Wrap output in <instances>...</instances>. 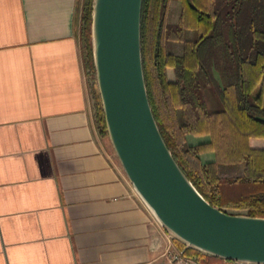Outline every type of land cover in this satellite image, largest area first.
<instances>
[{
	"label": "crops",
	"instance_id": "1",
	"mask_svg": "<svg viewBox=\"0 0 264 264\" xmlns=\"http://www.w3.org/2000/svg\"><path fill=\"white\" fill-rule=\"evenodd\" d=\"M79 9L80 0H0V264H201L102 138Z\"/></svg>",
	"mask_w": 264,
	"mask_h": 264
},
{
	"label": "trees",
	"instance_id": "2",
	"mask_svg": "<svg viewBox=\"0 0 264 264\" xmlns=\"http://www.w3.org/2000/svg\"><path fill=\"white\" fill-rule=\"evenodd\" d=\"M87 0L81 36L95 72L92 13ZM143 0L141 45L149 100L162 136L198 191L212 204L264 217V0ZM173 67L176 79L166 70ZM210 91L218 102L208 105ZM100 133L111 152L105 117ZM188 134L209 135L196 145ZM215 159L202 162L200 154ZM201 264H247L186 247Z\"/></svg>",
	"mask_w": 264,
	"mask_h": 264
},
{
	"label": "water",
	"instance_id": "3",
	"mask_svg": "<svg viewBox=\"0 0 264 264\" xmlns=\"http://www.w3.org/2000/svg\"><path fill=\"white\" fill-rule=\"evenodd\" d=\"M142 5L143 0L93 1L94 63L114 152L160 223L188 246L231 261L264 264V217L212 205L162 136L145 81Z\"/></svg>",
	"mask_w": 264,
	"mask_h": 264
},
{
	"label": "rangeland",
	"instance_id": "4",
	"mask_svg": "<svg viewBox=\"0 0 264 264\" xmlns=\"http://www.w3.org/2000/svg\"><path fill=\"white\" fill-rule=\"evenodd\" d=\"M87 0H80V9H79V15H80V28H79V38H80V43H81V49H82V57H83V62H84V67L86 71V77L88 81V86L91 90V92L94 93V103L96 105V111L97 115L100 119H104V111H103V105H102V100L99 92V87L97 83V76H96V70L95 72L89 71L86 67L85 64V58H84V49H83V39L81 36V27H82V16H83V10L85 7ZM180 10V4L176 0H172L169 5L168 9V15H167V21L169 22H174L177 20L178 14ZM210 95V94H209ZM102 124V122H100ZM225 210L230 213H236V214H246L247 211L245 209H239V208H232V207H226Z\"/></svg>",
	"mask_w": 264,
	"mask_h": 264
},
{
	"label": "built area",
	"instance_id": "5",
	"mask_svg": "<svg viewBox=\"0 0 264 264\" xmlns=\"http://www.w3.org/2000/svg\"><path fill=\"white\" fill-rule=\"evenodd\" d=\"M173 260L174 261H181L182 260V257L181 256H174L173 257Z\"/></svg>",
	"mask_w": 264,
	"mask_h": 264
}]
</instances>
